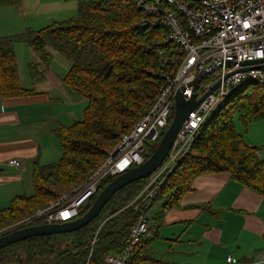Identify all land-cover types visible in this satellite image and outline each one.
Wrapping results in <instances>:
<instances>
[{"label": "trees", "instance_id": "trees-1", "mask_svg": "<svg viewBox=\"0 0 264 264\" xmlns=\"http://www.w3.org/2000/svg\"><path fill=\"white\" fill-rule=\"evenodd\" d=\"M12 1L0 0V5ZM76 5L73 17L52 21L38 30L0 36L1 98L34 93L21 85L18 76L13 45L23 42L44 62L49 60L47 46L66 57L70 67L63 82L86 101L81 119L55 130L60 158L45 165L34 163L32 194L15 196L0 210V229L83 184L120 136L135 125L144 106L158 95L165 83L162 75L174 74L182 59L179 47L166 42V29L138 26L141 14L130 0H76ZM159 51L167 61L160 60ZM28 71L32 76L38 74L34 64L28 65ZM235 117L244 129L264 119L263 86L252 83L244 87L220 116L201 129L189 153L160 187L154 204L161 203L164 210L175 207L191 189L194 177L219 172L229 173L234 181L264 198V157L260 147L249 145L236 131ZM156 145L146 143L144 160ZM113 178L100 183L78 216ZM146 181L147 177L117 190L98 216L76 231L29 237L0 248V264H106L105 256L120 253L128 242L129 230L138 218L128 204ZM142 242L135 249L132 264H136Z\"/></svg>", "mask_w": 264, "mask_h": 264}, {"label": "built area", "instance_id": "built-area-1", "mask_svg": "<svg viewBox=\"0 0 264 264\" xmlns=\"http://www.w3.org/2000/svg\"><path fill=\"white\" fill-rule=\"evenodd\" d=\"M140 12L139 27L164 28L166 42L179 47L182 59L174 74H163L165 83L154 100L142 109L139 119L123 133L117 145L86 181L70 194L0 231L15 230L34 222L59 223L78 217L105 177H116L144 161L146 143H157L173 115L174 97L181 91L185 100L196 92L202 97L218 83L187 115L162 163L147 176L138 195L128 204L138 218L129 238L118 254H107L106 264H132L136 247L152 234L150 211L165 180L189 153L201 129L218 116L244 87L255 83L264 87V0H130ZM160 60L167 61L163 51ZM249 62V63H247ZM199 75L197 87L195 83ZM129 163V164H128ZM9 166L18 168L19 159L10 158ZM128 164V165H127ZM95 232L91 245L96 240ZM226 264H242L232 255ZM248 264H264V250Z\"/></svg>", "mask_w": 264, "mask_h": 264}, {"label": "crops", "instance_id": "crops-1", "mask_svg": "<svg viewBox=\"0 0 264 264\" xmlns=\"http://www.w3.org/2000/svg\"><path fill=\"white\" fill-rule=\"evenodd\" d=\"M65 1L33 0L27 13L36 11L34 24L47 26L58 21L51 18L52 12L65 14ZM13 48L20 83L34 93L0 97V210L15 196L31 195L34 163L45 165L60 158L55 130L79 120L86 104L63 82L70 62L60 59L63 55L58 51L47 46L49 60L44 62L23 42H15ZM54 56L62 65H52ZM29 64L36 65L37 75H30ZM10 158L19 159L20 166H9ZM190 188L175 207L164 210L161 203L154 204L150 211L153 232L138 247L136 264H226L227 255L248 264L264 250L261 195L234 181L227 172L196 176Z\"/></svg>", "mask_w": 264, "mask_h": 264}, {"label": "water", "instance_id": "water-1", "mask_svg": "<svg viewBox=\"0 0 264 264\" xmlns=\"http://www.w3.org/2000/svg\"><path fill=\"white\" fill-rule=\"evenodd\" d=\"M257 67L264 69V63ZM201 78L202 76L199 75L195 88ZM217 85L218 83L214 84L210 90L198 99H196V92L193 93L190 99L185 100L181 91H178L174 97V110L171 122L151 155L141 164L133 166L114 177L103 187L90 207L82 215L70 221L32 224L4 232L0 235V248L29 237L76 231L90 223L98 216L101 209L117 190L129 183L146 178L162 163L189 112Z\"/></svg>", "mask_w": 264, "mask_h": 264}, {"label": "rangeland", "instance_id": "rangeland-1", "mask_svg": "<svg viewBox=\"0 0 264 264\" xmlns=\"http://www.w3.org/2000/svg\"><path fill=\"white\" fill-rule=\"evenodd\" d=\"M30 3H33V0H19V1L13 0L12 3L10 4L0 5V34H1L0 36L2 35L7 36L6 34L8 35L19 34L26 29L38 30L42 28L43 26H45L43 25L44 23L34 24L37 14H36V11H33L32 14L27 13V9H29L31 5ZM64 3L66 4V8L64 9L65 14L61 13V10L59 11L57 10V13H54V12L51 13L52 14L51 18L53 17L54 20H61L63 18L73 17L76 14L77 12L76 0H68V1H65ZM52 5H54V3H52ZM41 13H45L46 15H48L46 10H42ZM48 48L49 50L54 49L53 47H50V46H48ZM60 59L65 61V63H68L66 57L61 56ZM58 61H59L58 57L54 56L52 59V65L54 66L62 65V63H59ZM224 110L225 109H223L218 116H220L224 112ZM80 119H81V116H80ZM259 121H262V122H259ZM259 121L249 123L246 129H244V127L240 124L237 117L234 118L233 123H234L236 131L242 135L244 141L248 143L249 145L260 147V154L264 157V119L259 120ZM149 143L153 144V142H149ZM107 178L108 177L103 178L100 181V183ZM29 194H32V189L29 191ZM62 194H67V193H62ZM153 207L154 205L152 206V208ZM154 208L152 210H154ZM151 209H149V211H152ZM5 228H8V226L4 227L3 229ZM3 229H0V231H2Z\"/></svg>", "mask_w": 264, "mask_h": 264}, {"label": "clouds", "instance_id": "clouds-1", "mask_svg": "<svg viewBox=\"0 0 264 264\" xmlns=\"http://www.w3.org/2000/svg\"><path fill=\"white\" fill-rule=\"evenodd\" d=\"M128 164H129V163H128ZM128 164H127V165H128Z\"/></svg>", "mask_w": 264, "mask_h": 264}]
</instances>
